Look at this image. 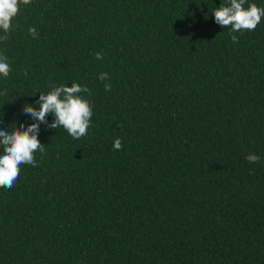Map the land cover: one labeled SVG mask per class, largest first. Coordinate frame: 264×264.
<instances>
[{
  "label": "trees",
  "instance_id": "trees-1",
  "mask_svg": "<svg viewBox=\"0 0 264 264\" xmlns=\"http://www.w3.org/2000/svg\"><path fill=\"white\" fill-rule=\"evenodd\" d=\"M222 3L18 0L0 129L53 86H87L93 115L79 139L42 123L37 166L0 187V264H264V15L231 32Z\"/></svg>",
  "mask_w": 264,
  "mask_h": 264
},
{
  "label": "clouds",
  "instance_id": "clouds-1",
  "mask_svg": "<svg viewBox=\"0 0 264 264\" xmlns=\"http://www.w3.org/2000/svg\"><path fill=\"white\" fill-rule=\"evenodd\" d=\"M29 2L30 0H24L25 4ZM245 2L246 0H227V3H222L219 8L213 11L215 22L222 27L232 25L231 32H240L242 29L254 30L260 22L261 16L264 15V10L255 4H251L246 10L243 7ZM18 11V0H0V29L4 30V34L0 35V40L9 38L11 21ZM28 31L33 38L39 35L35 27H30ZM231 39L237 43L239 37L231 35ZM96 59L102 60V53H96ZM6 61L7 57H0V74L4 77L9 74V64ZM99 79L107 81L108 73L102 72ZM111 88L110 83H105L106 91H110ZM81 93L91 95L87 86L81 87L79 84H72L71 87L67 85L53 86L47 95L40 93L39 99L36 101L39 109L27 103L23 106L22 111L30 116L35 121L34 123L27 127L21 125L11 132L0 129V147L3 148V155H0V187L10 189L13 186L19 176V165L37 166L33 153L37 150L42 154L45 153V146L38 139L42 123L50 129L63 126L74 139H79L87 134L93 112L90 103L79 95ZM49 113L55 117L52 123H48L46 120ZM113 148L115 150L122 149L121 139L115 140ZM245 159L249 163L260 161V157L254 153L248 154ZM250 174L254 173L250 172Z\"/></svg>",
  "mask_w": 264,
  "mask_h": 264
}]
</instances>
